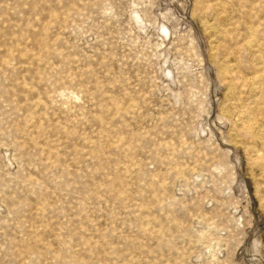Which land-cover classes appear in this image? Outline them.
Instances as JSON below:
<instances>
[{"label": "rangeland", "instance_id": "obj_1", "mask_svg": "<svg viewBox=\"0 0 264 264\" xmlns=\"http://www.w3.org/2000/svg\"><path fill=\"white\" fill-rule=\"evenodd\" d=\"M0 264H264V0H0Z\"/></svg>", "mask_w": 264, "mask_h": 264}]
</instances>
